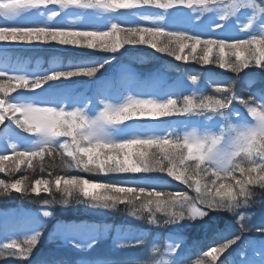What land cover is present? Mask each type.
<instances>
[{"label":"clouds","instance_id":"clouds-1","mask_svg":"<svg viewBox=\"0 0 264 264\" xmlns=\"http://www.w3.org/2000/svg\"><path fill=\"white\" fill-rule=\"evenodd\" d=\"M69 9L109 19L105 27L87 28L17 23L32 11L55 21ZM127 16L133 22H122ZM0 42L110 54L151 49L174 61L168 67L191 86L165 94L129 90L118 102L97 96L93 112L92 98L69 102L46 86L94 80L108 60L38 72L0 66V126L28 140L0 152V173L8 177L0 179V198L120 212L162 229L204 222L212 213L234 217L241 235L190 264H215L213 252L250 231L264 232L249 223L254 214L243 211L264 203V96L237 88L245 69L264 71V0H0ZM187 65L219 68L235 79L217 82ZM202 79L206 90H196ZM86 184L99 190L86 192ZM41 235L0 245V260L29 259ZM161 252L154 245L148 259L133 264H164Z\"/></svg>","mask_w":264,"mask_h":264},{"label":"rangeland","instance_id":"rangeland-1","mask_svg":"<svg viewBox=\"0 0 264 264\" xmlns=\"http://www.w3.org/2000/svg\"><path fill=\"white\" fill-rule=\"evenodd\" d=\"M107 19L109 18L96 12L83 13L79 10L69 9L55 21L49 22L45 16L32 11L21 15L17 23L22 26L50 23L54 27L75 25L87 28L105 27ZM121 20L126 23L133 22L132 16L121 17ZM171 20L172 18L170 17L169 23H171ZM20 53L21 51L17 49L1 46L0 66L16 65L25 71L37 72L39 67L34 70L32 69L35 55L38 53L28 52L26 55L30 59V61H27L28 63H23L18 58L12 59V55H20ZM38 55L42 56V54ZM204 74L210 75L217 82H227V78L222 79V77L217 75ZM120 79L123 80V84L130 88L132 87L130 84L131 80L137 79L139 80L136 88L137 92L148 91L146 88V78L140 77L130 70L124 71ZM190 87L184 79L183 73L175 70L170 74L168 72L159 73L153 79L149 92L160 91V89V93L162 94L168 92H187ZM90 88L94 87L87 82L72 84L62 81L53 82L46 86V89L51 93L66 97L69 102L83 96H88L85 93ZM237 88L238 90L248 89L247 94H254L258 97L264 96V78L256 73L249 72L239 77ZM205 89L206 84L202 79L196 90L204 91ZM111 93L117 95L116 91H111ZM241 94L245 93L241 92ZM92 99L94 103L91 110L94 112L96 98L93 97ZM119 100L113 101L118 102ZM7 128L11 127L6 126ZM11 129L12 135L5 137L2 133V136H0V152L4 151L7 143L13 141L24 144L28 143L27 138L19 136L13 128ZM95 190L90 189V191ZM4 200V202L0 201V238L8 229L18 226H22L26 230L44 227L46 230L49 229L50 234H52L50 240H54L56 244L37 253L33 259L34 264H133L134 261L148 259L150 249L154 245L162 247L160 255H162L164 264H180L182 259H189L185 257V254L193 255L195 247L200 249L201 246L198 242L204 237L209 238L208 235L210 233V235H214L216 232H223L222 236L225 238L217 247H209L205 252L218 248L236 235H241L237 224H230L228 226L229 220L235 221V218L230 215L229 217L231 218H227L228 214L222 215L219 213L218 218L210 217L204 222L194 224L184 223L162 229L147 225L122 213L118 215L116 212L87 208H81L80 210L72 209L69 217H64L66 218L65 223H55L52 228L54 217L43 216L44 211H50L49 206L44 204L37 205L18 199ZM243 211L254 214L249 221L251 225L264 224V203L244 209ZM78 212L81 214L77 216L81 219L75 220L73 213L75 215ZM110 220L114 221L115 224L105 227V223ZM226 226L229 229L224 231L223 227ZM181 235H183V238L180 237ZM186 236L189 238L186 239ZM137 240H143L146 243L126 248L116 247L118 243L132 242L134 244ZM169 246L175 247L176 251L169 252ZM213 255L217 256L215 264H264V234L252 231L245 233L235 244L229 245L223 252H213ZM206 259L210 260L211 257H207Z\"/></svg>","mask_w":264,"mask_h":264},{"label":"trees","instance_id":"trees-1","mask_svg":"<svg viewBox=\"0 0 264 264\" xmlns=\"http://www.w3.org/2000/svg\"><path fill=\"white\" fill-rule=\"evenodd\" d=\"M1 46L11 47L21 51L20 55H12V59L18 58L23 63H28L27 61H30L29 57L26 56L28 52H35L38 54H42V56L38 54L35 55V59L33 62L32 70H34L35 68L37 69V67H39V69H37V72L42 71L55 64L95 65L97 63H101L105 60H108V63L104 65V67L100 70V72L97 74L94 80H89L86 77H75L72 78L71 80L64 81V82H70L72 84H76V82L89 83V85H91L94 88H90L88 91H86V93L84 91V93L91 98L93 97L96 98L97 96H104L109 99L119 100L126 91L131 90L137 92L136 88L139 84V80L137 79L131 80V85L133 88L130 89L129 86L123 84L122 83L123 80L120 79L122 73L127 70L136 73L140 77L146 78L147 80L146 88L148 91L151 89L153 79L157 77L159 73L168 72V74H170L172 71L176 70L174 67H168L170 65L175 64V62L172 61L170 58L161 56L158 53H154L151 49H146V48H127L125 50H122L121 52L110 54V53L96 52L92 50H84L78 48H67L59 45H21V44H8V43L0 42V47ZM186 70L192 73L204 72L206 74L217 75L222 77V79L227 78V81L235 78L232 73L225 72L219 68H215L211 66H209L208 68L201 69L196 65H187ZM249 72L256 73L264 78V71H262L259 68L245 69L239 74V77ZM58 82H62V81H58ZM111 91L113 92L116 91L117 95H114L113 93H111ZM5 127L6 126H0V130H3ZM18 176L19 174H17V177ZM7 178L8 177L4 173H0V179L7 180ZM93 179H107V177H93ZM0 201L4 202L5 200L0 198ZM81 208L84 207H68V208L50 207L49 210L53 213L52 217H54L52 228L55 225V223H59V222L65 223L64 221H66V218L64 217H69L70 213L72 212V209L80 210ZM116 213L120 215V212H116ZM80 214H81L80 212L75 213V215L73 213L74 219L75 220L81 219L78 218L77 216ZM221 214L227 215V213H221ZM218 216L219 213H212L208 218L210 217L218 218ZM227 218H231V217H229L228 215ZM110 224L113 223L109 221L105 223L104 226L106 227ZM230 224L235 225L236 223L234 220H229L228 226H230ZM254 227L264 228V224H258L255 225ZM226 229H229V227L227 226L223 227L224 231ZM37 232H42V235L39 237L40 242L35 247L29 259L20 260L15 257H6L5 259L0 260V264H34L33 259L37 255V253L46 250L49 246H54L56 244L54 240H50L52 234H50L51 232L49 231V229L46 230L44 227H38L36 229L26 230L23 227H19V228L10 229L9 231L3 233V236L0 238V245L8 243L12 240H16L18 242L23 241L27 237L32 236ZM252 232L264 234V232H258V231H252ZM210 234L208 235L209 238L204 237L202 240L198 242L199 245L201 246L200 249L199 248L197 249L195 247L193 251L194 253L193 255L185 254V257H188L189 259L186 258L182 259L180 261V264H190V262L193 261V259L195 260L200 256H202L209 247H217L219 244H221L222 240H224L225 238L224 236H222L223 232L220 233L216 232V234L214 235H210ZM218 235L219 237H217ZM180 237L183 238V235H181ZM187 238L189 237L186 236V239Z\"/></svg>","mask_w":264,"mask_h":264},{"label":"snow or ice","instance_id":"snow-or-ice-1","mask_svg":"<svg viewBox=\"0 0 264 264\" xmlns=\"http://www.w3.org/2000/svg\"><path fill=\"white\" fill-rule=\"evenodd\" d=\"M0 131H3V134H4L5 137H7L9 135H12V129L11 128L3 129V130H0ZM129 151H131V149H129ZM98 187H99V185H94V184H86L84 186L85 191L89 192V193L92 192V191H90V189H95V188H98Z\"/></svg>","mask_w":264,"mask_h":264}]
</instances>
